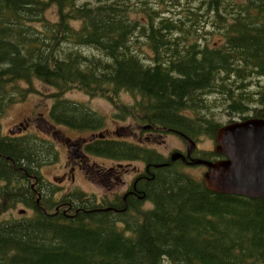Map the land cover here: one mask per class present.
<instances>
[{
	"label": "trees",
	"instance_id": "1",
	"mask_svg": "<svg viewBox=\"0 0 264 264\" xmlns=\"http://www.w3.org/2000/svg\"><path fill=\"white\" fill-rule=\"evenodd\" d=\"M80 1L0 0V119L32 91L21 83L34 80L56 90L50 120L75 132L102 133L106 122L62 97L74 88L110 102L133 94V117L196 142L235 122L208 117L215 108L264 119V83L255 84L264 80V0H189L178 17L161 11L165 0H139V18L132 0ZM181 1L169 0L170 10ZM214 95L221 101L210 102ZM88 150L145 161L143 198L99 203L75 189L38 200L52 191L41 169L57 160L55 144L0 129V264H264V198L212 192L177 162L124 139L106 136ZM19 205L32 215L3 217Z\"/></svg>",
	"mask_w": 264,
	"mask_h": 264
},
{
	"label": "rangeland",
	"instance_id": "2",
	"mask_svg": "<svg viewBox=\"0 0 264 264\" xmlns=\"http://www.w3.org/2000/svg\"><path fill=\"white\" fill-rule=\"evenodd\" d=\"M138 1L139 0H132L131 2V4L133 5V10L136 9L137 18H139L141 14H143L142 16H145V14L142 13L143 4L138 6ZM86 2L94 4L96 0L80 1V3L82 4ZM155 5L158 6L157 3ZM160 8L164 14L178 17V15H181L185 12L186 8H189V0H182L180 7L174 10H170L172 8L171 2H169V0H165V4L160 5ZM48 14L52 20L56 19L55 13L52 10L49 11ZM77 26H79V24H77ZM218 39L220 40V37H218L217 35H213V41H211V44H213L214 42H219ZM137 49L144 56L147 54H151V50L149 49L148 45H146V42H144L143 45L141 44V42H139L137 45ZM257 83L262 85V83H264V80L255 81V84ZM21 85L23 88H32V91L28 93V95L23 101L12 105L3 114L0 119L1 135L9 136L10 131H15L16 133L17 131L15 129V126H20V123H25V121L29 119L31 124L28 128H26V131L23 130V133H16L15 135L38 136L39 139L54 143L55 148H57L58 151L57 160L55 159L53 163L41 169V175L43 179L48 183H46L47 186H49L51 182L54 183L55 181L59 180L60 183H64L66 188L72 187V184H70L68 181L64 182L66 178L63 175L64 172L61 167L66 162V155L68 156L66 152L67 140L70 143H68V145L78 144L80 140L75 139L79 137V133L62 125H56L50 120L49 112L53 104L55 103L53 94L56 92V90L53 87L38 80H34L32 82V85L24 82L21 83ZM62 97L82 107H86L91 112L97 113L98 115L104 117L106 125L104 131L102 132L106 134L110 139L120 138L135 144L143 145L145 146V148L153 149L156 153L160 154L165 160H168L169 157L175 152L180 151L186 153V144L182 137H180L179 135L165 133L162 131L146 132L147 130H145V128L148 126L145 123H141L142 119L138 118L137 116L133 117L134 106L136 105V96L133 94L121 92L118 94L115 102H110L109 100L104 98H91L82 90L74 88L66 92ZM215 99L217 102L221 101L220 98H217L214 95V97H210V102L214 103ZM213 111L214 113L208 117L216 118L222 123H227L230 120L241 121L240 115L230 117L225 114L222 107L218 109L215 108L213 109ZM123 116H125L124 120L121 118ZM36 119H41L43 121L46 120L47 123L51 125V129L48 130L46 126L38 124L35 121ZM85 134L86 135L84 136L89 139L91 135L90 132ZM197 145L199 150L197 151L196 156L200 157L207 152L213 151L215 147V142L212 138L201 137L197 141ZM72 153H75L74 150ZM95 161L99 165L105 166L113 165V162H115L106 158H96ZM176 165L178 168H181V170L185 171L188 175L199 181H202L203 174L206 172V168L204 166L190 167L185 166L183 163H176ZM132 166H137V170L143 168L142 163L139 162L130 164L129 168L125 172V179L130 180L132 176L135 175V172L132 170ZM90 175L94 174L91 172ZM104 176L105 179L100 178L98 180L94 179L92 181H89L88 179H77L79 187H75L73 191L79 188L84 193H87L90 197H95L96 199H98L99 203L103 202L104 199H109L110 201H113L117 198L122 199L125 186L122 185L123 183L121 179L124 181V175L120 177L118 176L119 179H114L113 181H110L109 179L107 180L106 175ZM150 208L151 204L146 203L145 209ZM4 209V218L20 217L21 215H24L20 214L21 210H26L25 215L27 216L32 215V210L28 209L26 206L23 205H19L16 208L5 207ZM54 212V209L51 210V213Z\"/></svg>",
	"mask_w": 264,
	"mask_h": 264
},
{
	"label": "water",
	"instance_id": "3",
	"mask_svg": "<svg viewBox=\"0 0 264 264\" xmlns=\"http://www.w3.org/2000/svg\"><path fill=\"white\" fill-rule=\"evenodd\" d=\"M16 133H21L18 128ZM11 131L10 134H16ZM187 153L175 152L171 161H182L191 166L204 165L207 172L203 181L207 189L219 194L237 195L250 199L264 198V119L250 118L218 129L215 136V153L224 157L217 161L193 159L197 143L181 135ZM103 139V133L91 136ZM21 210L20 214H25Z\"/></svg>",
	"mask_w": 264,
	"mask_h": 264
},
{
	"label": "flooded vegetation",
	"instance_id": "4",
	"mask_svg": "<svg viewBox=\"0 0 264 264\" xmlns=\"http://www.w3.org/2000/svg\"><path fill=\"white\" fill-rule=\"evenodd\" d=\"M35 121L38 124H42V125L46 126L48 130L51 129V125H49L46 120L43 121L41 119L40 120L36 119ZM141 123H144V122L141 121ZM30 124H31V122L28 119L27 121H25V123H20V126H15V129L23 127L25 129L24 131H26V128H28L30 126ZM145 124L147 126L150 125L148 123H145ZM145 130H147L146 132L161 131L157 127L145 128ZM78 133H79V137H77L75 139V140H77V139L80 140V142L78 144L68 145L69 142L67 140L66 152H67L68 156L66 155V162L61 167L63 169V172H64L63 175L66 178L64 180V182L68 181L70 184H72V187L66 188L64 183H60L59 180L57 179L58 181H55L54 183L51 182V185L53 187H52V191L50 194H47L49 192L48 188L44 192H41V191L37 192L35 189V191L37 192L38 200L41 199V197H43L44 194H45L44 198H45V196H47L48 198L54 197L56 190H58L59 193L57 195H55V197H60V196L64 195L65 193L72 191L75 187H79V184L77 183V179L78 180L79 179H83V180L88 179L89 181H92L94 179L98 180L100 178L105 179L104 175H106L107 180L109 179L110 181H113L114 179H119L120 176L124 175V181L121 179V181L123 183L122 185L125 186V190H124V193L122 196L123 202L127 201V198L129 197V195H133V196L137 197L138 200H141L143 197L140 193L143 191L141 189H139L140 181H141V179L145 180V181L149 180V178L147 177V174L149 173V166L147 165V163L145 161H137L139 163H142L143 168L142 169L140 168L139 170H137L136 169V168H138L137 166H132L133 167L132 170L135 172V175L132 176V178L130 180L125 179V177H126L125 172L129 168V166H127V165L134 164L135 162L130 163V164H124V163L121 164V162H113L114 164L110 165V166L99 165L95 161V159L96 158L102 159V157L93 155L88 150L89 146L94 141H96L98 139L95 138L94 140H91L90 137H89V139H87V137H85L84 135H86L85 133H88V132H78ZM90 134L92 135L93 133H90ZM141 146H143V145H141ZM73 150L75 153H72ZM198 150L199 149H197V151ZM197 151L192 154L193 159H201L200 157L196 156ZM69 152H70V155H69ZM169 160H171L170 157H169ZM177 163H183V162L178 161ZM186 166H190V165L186 164ZM204 167L207 170V167L206 166H204ZM92 170H95V171H92ZM91 172L94 175H90ZM87 176H88V178H87ZM31 188L34 190L35 186H32ZM96 200L99 201L98 199H96ZM37 202H39V201H37ZM52 209H54L55 212H58V210H59L58 207H53Z\"/></svg>",
	"mask_w": 264,
	"mask_h": 264
},
{
	"label": "bare ground",
	"instance_id": "5",
	"mask_svg": "<svg viewBox=\"0 0 264 264\" xmlns=\"http://www.w3.org/2000/svg\"><path fill=\"white\" fill-rule=\"evenodd\" d=\"M146 128H149V127H146Z\"/></svg>",
	"mask_w": 264,
	"mask_h": 264
}]
</instances>
